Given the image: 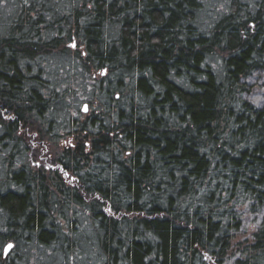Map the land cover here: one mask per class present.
I'll use <instances>...</instances> for the list:
<instances>
[{
	"label": "trees",
	"instance_id": "16d2710c",
	"mask_svg": "<svg viewBox=\"0 0 264 264\" xmlns=\"http://www.w3.org/2000/svg\"><path fill=\"white\" fill-rule=\"evenodd\" d=\"M17 1L0 25V145L83 94L26 59L79 41L96 105L66 118L56 191L13 159L0 175V264H29L17 249L33 241L77 255L85 225L104 264H264V0Z\"/></svg>",
	"mask_w": 264,
	"mask_h": 264
},
{
	"label": "rangeland",
	"instance_id": "374dc122",
	"mask_svg": "<svg viewBox=\"0 0 264 264\" xmlns=\"http://www.w3.org/2000/svg\"><path fill=\"white\" fill-rule=\"evenodd\" d=\"M214 2L213 4H215ZM211 4V5H213ZM220 5L218 1L216 3ZM18 8L17 0H0V25L1 23L7 21L16 15ZM210 13L206 12V16L209 17ZM66 53H62V50H55L51 56H37L34 59H26L25 61L29 64V74H36L39 70L44 77L45 85L52 84V87L63 90L69 87V89H76L83 94L78 96L72 93H68L66 101L62 99L63 109L57 111L56 113H51V118H48L47 113L40 118H37L35 114H27L30 116L27 120L28 123L24 127L20 126L16 133L12 132L13 140L9 141L5 145H0V175L1 177L8 171L7 165L13 159V163H17L16 167L27 164L32 168L33 171L39 168L43 169L45 172L47 183L45 185L49 186L52 190L56 191L57 186H55L56 180L59 183L62 178L66 175H61L62 169L56 166L55 159L61 155L64 149H75V144L70 132L73 130L65 125L66 118L70 121L75 120L85 122L87 117L92 114L96 102L93 100L94 91L92 89L87 91L86 86H92L93 76H90L91 83L87 84L85 81L88 77H84L83 72L79 71L78 63L72 59L75 53H80L82 47L79 46V41L74 40L73 42L66 45ZM60 52V53H58ZM217 67V59H214ZM257 89L262 91L264 96V88H259L258 83L255 86ZM48 95V93H45ZM258 99H262L257 96ZM93 103V104H92ZM87 105V112H82L83 105ZM54 119L55 122H52ZM52 123L50 125L49 123ZM81 125V124H80ZM4 129L0 127V135L2 136ZM75 134V133H74ZM73 142V144H71ZM13 157H10V156ZM30 157V158H29ZM59 168L62 173L58 177L54 172ZM31 170V171H32ZM32 171V172H33ZM3 182V181H0ZM68 219V212L64 214ZM63 216V217H64ZM88 214L80 217V222L85 223ZM5 216L0 213V229L4 228L3 223ZM84 226V225H83ZM3 231V230H0ZM83 244L81 249L78 250L77 255L71 257L66 256L64 251H59L56 248H48L42 245H37V242L33 241L30 246H20L17 250L21 253L26 254L29 257V264H104V258L101 253L99 243L95 239V232L91 227L85 225L84 228L79 233ZM9 241L3 245H7ZM0 244H2L0 240ZM23 244V243H20ZM3 246L1 245V248ZM14 247V245H13Z\"/></svg>",
	"mask_w": 264,
	"mask_h": 264
},
{
	"label": "water",
	"instance_id": "95a60500",
	"mask_svg": "<svg viewBox=\"0 0 264 264\" xmlns=\"http://www.w3.org/2000/svg\"><path fill=\"white\" fill-rule=\"evenodd\" d=\"M82 112L83 113L87 112V105L86 104L83 105ZM12 249H13V243H9V244L5 245L3 248V255L7 256L11 252Z\"/></svg>",
	"mask_w": 264,
	"mask_h": 264
},
{
	"label": "bare ground",
	"instance_id": "6f19581e",
	"mask_svg": "<svg viewBox=\"0 0 264 264\" xmlns=\"http://www.w3.org/2000/svg\"><path fill=\"white\" fill-rule=\"evenodd\" d=\"M10 243H12V242H10ZM9 244V243H8Z\"/></svg>",
	"mask_w": 264,
	"mask_h": 264
},
{
	"label": "flooded vegetation",
	"instance_id": "af4514ba",
	"mask_svg": "<svg viewBox=\"0 0 264 264\" xmlns=\"http://www.w3.org/2000/svg\"><path fill=\"white\" fill-rule=\"evenodd\" d=\"M10 243V242H9ZM8 244V243H7Z\"/></svg>",
	"mask_w": 264,
	"mask_h": 264
}]
</instances>
